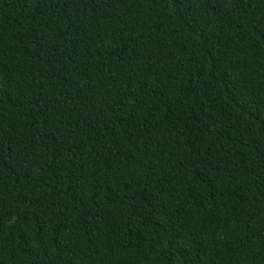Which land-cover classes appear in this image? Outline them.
Masks as SVG:
<instances>
[{"label": "trees", "instance_id": "obj_1", "mask_svg": "<svg viewBox=\"0 0 264 264\" xmlns=\"http://www.w3.org/2000/svg\"><path fill=\"white\" fill-rule=\"evenodd\" d=\"M0 264H264V0H0Z\"/></svg>", "mask_w": 264, "mask_h": 264}]
</instances>
